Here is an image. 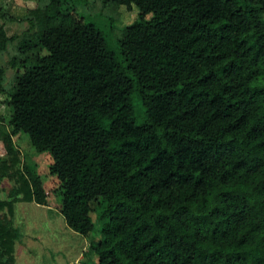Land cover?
<instances>
[{"label":"trees","instance_id":"1","mask_svg":"<svg viewBox=\"0 0 264 264\" xmlns=\"http://www.w3.org/2000/svg\"><path fill=\"white\" fill-rule=\"evenodd\" d=\"M43 1L21 19L0 1V53L16 50L0 64V184L17 177L0 212L48 204L25 132L52 158L67 226L103 221L97 264H264V0H108L139 8L118 54L74 0ZM19 236L0 216V264Z\"/></svg>","mask_w":264,"mask_h":264},{"label":"rangeland","instance_id":"2","mask_svg":"<svg viewBox=\"0 0 264 264\" xmlns=\"http://www.w3.org/2000/svg\"><path fill=\"white\" fill-rule=\"evenodd\" d=\"M8 12L17 19L25 17L30 9L37 7L43 0H0ZM77 12L85 21L95 23L104 33L109 48L118 54L119 39L122 30L132 24L139 16V8L133 4L129 9L126 5H114L108 0H74ZM150 17V16H149ZM4 21L0 18V24ZM25 21L6 22L9 36L21 35L27 28ZM16 53L14 43L7 52L0 53V64H5L12 54ZM17 71V70H16ZM15 77V71L9 68L6 73V87L10 88ZM136 120L139 124L145 121L144 108L135 101ZM0 113L10 117L12 110L6 105H0ZM20 160L22 163L36 165L37 172L44 181L49 193L48 204L39 205L35 202L17 201L13 213L8 210L0 212L6 216L11 225L17 228L20 236L15 240L12 255L15 264H97L98 256L90 249L93 241L102 238V220H97L93 212L94 230L86 237L70 229L60 213L61 196L59 180L50 174L52 158L49 153H37L32 146L28 133L21 132L15 137ZM0 156L6 158V150L0 141ZM17 187V177H5L0 184V200H11L13 188ZM97 204H93L96 207ZM6 258H3L5 260Z\"/></svg>","mask_w":264,"mask_h":264}]
</instances>
